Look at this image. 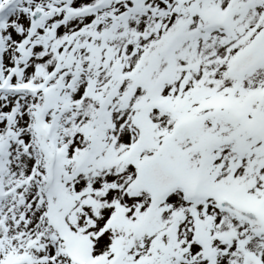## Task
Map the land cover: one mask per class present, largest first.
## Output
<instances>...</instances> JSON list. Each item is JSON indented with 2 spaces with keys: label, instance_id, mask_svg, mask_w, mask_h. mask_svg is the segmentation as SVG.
Instances as JSON below:
<instances>
[{
  "label": "snow or ice",
  "instance_id": "6c2138e0",
  "mask_svg": "<svg viewBox=\"0 0 264 264\" xmlns=\"http://www.w3.org/2000/svg\"><path fill=\"white\" fill-rule=\"evenodd\" d=\"M0 264H264V0H0Z\"/></svg>",
  "mask_w": 264,
  "mask_h": 264
}]
</instances>
